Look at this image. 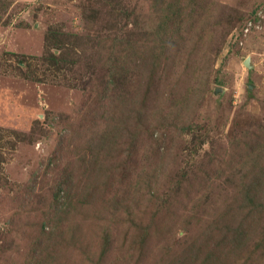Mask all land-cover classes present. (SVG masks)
I'll return each instance as SVG.
<instances>
[{
  "label": "rangeland",
  "instance_id": "obj_1",
  "mask_svg": "<svg viewBox=\"0 0 264 264\" xmlns=\"http://www.w3.org/2000/svg\"><path fill=\"white\" fill-rule=\"evenodd\" d=\"M0 264H264V0H0Z\"/></svg>",
  "mask_w": 264,
  "mask_h": 264
},
{
  "label": "water",
  "instance_id": "obj_2",
  "mask_svg": "<svg viewBox=\"0 0 264 264\" xmlns=\"http://www.w3.org/2000/svg\"><path fill=\"white\" fill-rule=\"evenodd\" d=\"M247 62H248V61L246 60V61H245V65H247Z\"/></svg>",
  "mask_w": 264,
  "mask_h": 264
}]
</instances>
